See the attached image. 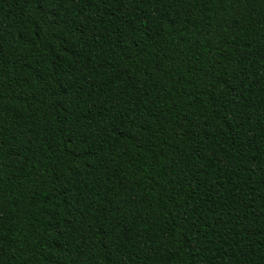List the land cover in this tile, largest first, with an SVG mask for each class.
Segmentation results:
<instances>
[{"label": "trees", "instance_id": "1", "mask_svg": "<svg viewBox=\"0 0 264 264\" xmlns=\"http://www.w3.org/2000/svg\"><path fill=\"white\" fill-rule=\"evenodd\" d=\"M0 264H264V0H0Z\"/></svg>", "mask_w": 264, "mask_h": 264}]
</instances>
